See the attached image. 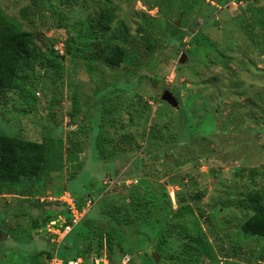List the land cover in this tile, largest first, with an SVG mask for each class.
Returning <instances> with one entry per match:
<instances>
[{
    "label": "rangeland",
    "instance_id": "rangeland-1",
    "mask_svg": "<svg viewBox=\"0 0 264 264\" xmlns=\"http://www.w3.org/2000/svg\"><path fill=\"white\" fill-rule=\"evenodd\" d=\"M39 2L23 20L33 0H0L36 45L0 89V134L48 149L38 177L0 181V264H264L242 228L264 190V0ZM121 33L113 66L98 54ZM65 190L87 213L59 244ZM17 234L45 250H11Z\"/></svg>",
    "mask_w": 264,
    "mask_h": 264
},
{
    "label": "trees",
    "instance_id": "trees-1",
    "mask_svg": "<svg viewBox=\"0 0 264 264\" xmlns=\"http://www.w3.org/2000/svg\"><path fill=\"white\" fill-rule=\"evenodd\" d=\"M39 1L33 0L32 5L21 8L20 16L23 20L30 18L31 11L39 6ZM127 42V33L107 37L98 56L108 64L119 66L125 60ZM35 48L34 33L23 29V24L18 18L6 14L0 8V89L15 87L20 68L26 59L35 56ZM47 155L45 143L0 134V181L19 182L23 178L38 177L45 168ZM248 200L252 214L243 223L242 228L246 233L264 238V190L250 191ZM79 206L81 207L80 203Z\"/></svg>",
    "mask_w": 264,
    "mask_h": 264
},
{
    "label": "built area",
    "instance_id": "built-area-1",
    "mask_svg": "<svg viewBox=\"0 0 264 264\" xmlns=\"http://www.w3.org/2000/svg\"><path fill=\"white\" fill-rule=\"evenodd\" d=\"M58 202H60L68 211V219H64L63 223H61L59 226H57L56 221H50L47 232L50 234V236L54 235L52 237L51 241L56 243H61V240L76 226L81 219L85 216L87 213L86 208H82L79 206V202L75 197H73V194L67 190L57 194V197L55 198ZM92 201L89 200L87 203V206ZM60 227V229L58 228ZM63 234L61 235V233ZM58 236V238L55 239V236ZM49 264H85L84 260L80 257L74 258L70 257L66 259L62 255H60L59 250H57ZM87 264V263H86ZM94 264H100L98 260L94 261Z\"/></svg>",
    "mask_w": 264,
    "mask_h": 264
},
{
    "label": "crops",
    "instance_id": "crops-1",
    "mask_svg": "<svg viewBox=\"0 0 264 264\" xmlns=\"http://www.w3.org/2000/svg\"><path fill=\"white\" fill-rule=\"evenodd\" d=\"M66 189H68L69 190V184H67L66 185ZM26 234V233H25ZM24 234V236L23 237H21L20 235H18L17 234V236L16 235H14V237H13V235L11 236L10 235V237H8V239L7 240H11V246H8L7 245V247H10L11 248V250L13 249V248H17V249H19L20 247H22L21 246V244L23 243L24 245H28V246H30V248H29V252H30V249H33V251H32V253L34 252H36L37 250H41V251H43V250H45V247H42V245H41V243H39V241L38 240H36V239H30V238H28L26 235ZM1 240H3V239H1ZM0 240V241H1ZM3 241H5V240H3ZM45 246V245H44ZM26 248V247H25ZM42 248V249H41ZM27 249V248H26ZM24 253H26V254H24V256L25 257H32L31 255V253H28V252H24ZM37 254H38V252H37ZM36 255V254H35ZM34 255V256H35ZM19 256L20 255H16L15 257H14V259H18L19 258ZM18 257V258H17ZM38 257H41L42 258V256H39V254H38ZM13 259V260H14ZM14 263H16V261H14ZM26 264V263H25Z\"/></svg>",
    "mask_w": 264,
    "mask_h": 264
},
{
    "label": "water",
    "instance_id": "water-1",
    "mask_svg": "<svg viewBox=\"0 0 264 264\" xmlns=\"http://www.w3.org/2000/svg\"><path fill=\"white\" fill-rule=\"evenodd\" d=\"M177 26L180 25V19L178 21H176L175 23ZM183 60H184V57H183ZM163 99H166V100H169V101H172L173 100V95L170 91L166 90L164 91L163 93Z\"/></svg>",
    "mask_w": 264,
    "mask_h": 264
}]
</instances>
